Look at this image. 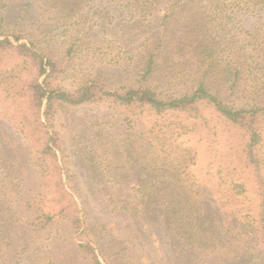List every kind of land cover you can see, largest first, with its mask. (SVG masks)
Listing matches in <instances>:
<instances>
[{
    "label": "rangeland",
    "instance_id": "obj_1",
    "mask_svg": "<svg viewBox=\"0 0 264 264\" xmlns=\"http://www.w3.org/2000/svg\"><path fill=\"white\" fill-rule=\"evenodd\" d=\"M120 1L0 0V33L32 35L47 53L61 60L68 57L74 82L103 74L120 83L130 77V64L140 44L148 38L155 40L165 20L173 38L171 43L167 37L166 48L177 54H173L171 72L179 79L194 82L196 65L191 50L196 35L188 27L189 15L184 12L191 5L176 6V12L181 13L165 19L170 3L179 0H151L153 4L133 0L129 5L127 0ZM208 1L201 4L209 7L218 1V7L229 13L218 25L221 32L232 29L249 41L252 33L247 30L264 26V8H247L244 0ZM79 20L92 26L81 33L86 48L75 47L73 51L68 36L70 27L74 29L73 24ZM202 28L199 36L217 30L211 24ZM263 47L246 44L242 51L245 63H225L226 83L215 80L221 88L225 85L224 92L232 99L243 100L237 101L240 105L264 93ZM233 48L237 53L239 48ZM235 77L239 79L236 84ZM162 80L168 84L170 75ZM17 106L11 98L5 102L0 97L1 131L13 130L5 112L9 109L8 115L19 117ZM203 107L206 120L183 112L157 115L141 108L103 103L64 106L58 113L64 148V155L59 153L60 162L88 183L82 187L88 207L94 212L98 232L93 236L114 264H264V255L258 252L264 246L263 232L258 231L254 248L246 233L259 227L261 198L253 170L246 166L241 134L209 106ZM190 195L208 199V214L216 212V202L230 212L226 228L223 224L219 228L216 222V228L205 229L206 234L236 237L237 243L248 242L249 251L235 256L218 241L209 247L211 244L205 245L198 231L186 226L188 221L181 235L172 222L174 216L166 217L168 214L158 210L179 209L187 215V203L182 201ZM126 202L128 207L142 205L135 222L132 211H120ZM42 243L48 245L49 240ZM80 262L76 257L74 264Z\"/></svg>",
    "mask_w": 264,
    "mask_h": 264
},
{
    "label": "trees",
    "instance_id": "obj_2",
    "mask_svg": "<svg viewBox=\"0 0 264 264\" xmlns=\"http://www.w3.org/2000/svg\"><path fill=\"white\" fill-rule=\"evenodd\" d=\"M132 1L127 0V4ZM144 2L154 3L151 0ZM201 2L203 0L170 3L165 15V19L176 18L181 13L176 12V6L183 4L187 8L191 5L190 10L184 12L189 15L188 27L196 35L191 50L196 65L192 74L194 82L185 77L179 79L171 72L175 52L169 53L166 48L173 38L165 20L155 40L148 38L140 44L130 64L133 66L130 77L120 83L103 74L74 82L71 76L74 70L68 57L61 60L55 54L47 53L32 35L0 33V97L5 102L11 98L19 107V117L8 115L9 109L5 112L13 130H0V264H74L76 257L80 258L81 264H114L99 245L97 236H93L98 232L94 212L88 207L82 187L88 183L82 182L69 166L60 162L59 153L63 156L64 148L57 116L64 106L103 103L141 108L157 115L183 112L204 120L203 106H209L227 126L236 127L241 134L246 166L253 170L261 198L259 227L246 233L252 248L258 231L263 232L264 240V93L255 98L253 95L240 105L243 100L232 99L224 92L225 85L221 88L215 81L222 79L226 83L224 76L228 67L225 63L234 62L236 66L245 63L242 51L246 44L264 46V26L247 30L252 33L249 41L232 29L233 34L230 30L221 32L218 25L223 24L222 20L229 13L218 7V1L209 7ZM244 6L264 8V0H244ZM88 20L86 17L85 21ZM85 21L74 23V29L68 24L71 29L68 40L72 42L73 51L75 47L86 48L83 46L86 38L81 33L92 23ZM81 23L83 25L79 26ZM209 24L217 30L209 36H199L198 31L202 32V27ZM233 47L239 48L237 53L233 52ZM167 74L171 81L165 84L162 79ZM216 75L221 78L217 79ZM238 80L235 77L234 84ZM15 124L19 127L15 128ZM182 202L187 203V215L179 209L169 212L167 208L166 211L158 208L165 216L168 214L166 217L174 216L172 222L180 234L188 221L186 226L198 231L204 244H211L209 247L218 241L235 256L249 251L248 242L237 243L236 237L206 234L205 229L216 228V222H219V228L222 224L228 225L230 212L225 211L221 203L216 202V212L208 214V199L204 197L190 195ZM127 203L120 211H132L133 220L139 219L138 211H142V205L128 207ZM187 234L191 236L189 231ZM44 240H49L48 245L42 243ZM258 252L264 255V246Z\"/></svg>",
    "mask_w": 264,
    "mask_h": 264
}]
</instances>
